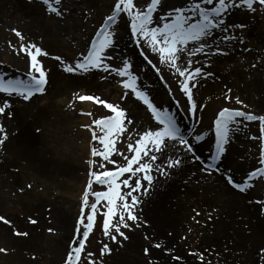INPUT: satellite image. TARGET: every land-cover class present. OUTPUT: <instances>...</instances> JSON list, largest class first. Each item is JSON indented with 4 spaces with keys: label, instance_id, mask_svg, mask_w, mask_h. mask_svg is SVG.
<instances>
[{
    "label": "rangeland",
    "instance_id": "1",
    "mask_svg": "<svg viewBox=\"0 0 264 264\" xmlns=\"http://www.w3.org/2000/svg\"><path fill=\"white\" fill-rule=\"evenodd\" d=\"M1 2L0 36L5 42L1 45L0 69H8L11 66L9 60L14 57L23 56L24 66L26 63L28 65L26 55L17 54V49L21 42L29 41L34 42L47 53L38 57L45 68L47 65L45 62L53 56L61 57L64 62L73 63L80 58L81 52L86 51L91 37L95 35V29L102 22V18L108 14L113 0H61L62 7L68 10V14L59 17L47 12L43 5L33 9V2L30 0H2ZM135 2L138 6H143L145 0H135ZM166 2L165 4L169 7H173L180 6L182 0ZM163 4L157 9V15L169 8ZM240 24L244 27H235ZM229 25L233 27L229 28ZM14 28L21 32L23 41L12 31ZM224 28L228 29L226 33L223 32ZM216 30L218 33L215 42L209 41V43L222 47L224 54H212L207 57L205 54H198L193 66H201L205 69L204 71L214 73L220 79L217 84L218 93L228 94L243 102L237 104L235 99H229L228 106L235 105L248 111L251 109L249 101L246 100V96L239 97L237 92L239 88H244V82L250 81L257 66L264 64V7L256 3L254 10L233 9L226 17L222 28ZM127 32L129 45L140 51L142 47L137 46L135 39L131 36L130 18L125 14L118 20L115 27L114 41L125 36ZM225 34L235 36L236 39L225 42L223 41ZM230 48H232L231 51ZM106 51L111 57L109 63L113 66L122 64L123 58L115 47V43ZM153 55L155 56L154 65L158 68L163 67L159 64L158 57ZM138 57L146 69L153 72L155 77L158 76L155 68L149 65L142 55L138 54ZM206 58L208 63H205ZM58 62L61 64V61ZM59 74L77 78L78 81L72 80L75 82L74 85L56 95L53 98L54 103L40 113L44 119L51 121L52 125L49 127L51 129L49 132L43 131V128L39 132L42 143L40 142V147L34 145V154L38 152V156L41 154L49 158L51 168L48 172L40 174L34 163L35 157L14 147V142L26 127L25 131L34 135L32 124L37 120L40 110L29 106L28 113L24 112L25 115H22L21 121L13 118L4 128L8 139L12 141L7 145L0 142V176L3 179L0 185V216L10 220L11 225L0 222V228L6 234L3 239L0 230V248L7 249V252H0V264H63V258L76 230V220L81 215V195L88 177L87 161L90 158V148L98 147L96 142L91 141L90 132L81 125L90 123L91 119L98 116L110 114L103 106L92 101L74 100V106H69L68 101L75 95L91 94L98 95L106 101L118 103L126 109L127 95L130 94V90H125L118 84L120 77L116 74L110 71L105 73L102 70L68 73L63 71L62 64ZM91 74L98 76H95L92 83H84L83 80H90L88 76ZM101 76H104V79H101ZM161 85V94H167L171 103L183 109L180 98L174 95L173 89L168 85ZM261 89L263 91L261 106L264 108V83ZM45 92L35 96L37 106L47 101ZM125 93L128 94L121 100V95ZM131 96L136 102L142 104L135 96ZM149 98L151 99L150 96ZM10 101L16 107L27 105L23 104L22 100L13 101L11 98ZM95 105L101 106L103 112L96 110ZM141 106L148 115H151L143 104ZM27 109L28 106H25L23 111ZM215 111L217 112V109ZM86 112H91L92 116L83 114ZM257 112H260V109ZM141 113L142 111H139L136 116H131L132 113L127 110V116L131 118L132 124L135 119L138 120L143 115ZM63 117L66 118V122L62 121ZM210 118L211 116L207 118V123ZM131 125H129V131L134 130V134L150 128L148 125L133 127ZM258 134V122H255V126L249 131V138ZM250 141L254 144L256 151L254 157L258 162L259 144L256 140L250 139ZM117 147L126 150L124 141L119 142ZM113 158L120 159L115 155ZM166 158L175 159L173 155ZM165 159L158 160L157 163L163 165ZM194 165L201 171H195ZM205 165L200 159L191 158V160H182L178 167L166 168L167 176H160L154 170L152 174L156 179L151 188L147 194H140L144 211L141 210V206H137V214L140 217L143 215V221L148 223L144 224L142 220H139L138 227L122 228L128 236L127 240H121L118 237V241H110L103 236V215L102 211L98 210L93 228L86 238L80 264H88L89 259L96 261V264H100V260L103 264H148L149 261L151 264H157L154 263L153 250L155 249H159L164 254V249L178 247L179 250L187 253L197 246L204 252H210L216 264H264V253L259 252L260 248H264V237L255 249V256L252 255L253 259H248L254 250H251L249 235L251 230L256 228L255 217L236 211V205L231 204L230 200L235 195L232 191L225 188L214 190L201 181V177L197 175L204 172ZM108 166L111 167V165ZM254 167H259L258 163H250L239 177H244L251 171L250 168ZM102 188L103 186L94 184L92 190H102ZM165 212L170 217L169 220L160 216ZM61 214L69 215V224L64 230L58 226ZM209 214L211 219L208 218ZM155 215L163 217L166 223L160 222ZM29 217L36 223H30ZM261 218L262 222L259 225L262 226L264 235V214ZM159 223L163 225L157 227ZM13 228L26 232L27 235H14ZM172 228L178 230L172 233ZM169 232H171L170 244L172 245L162 244L161 248L154 247L155 244H161L163 236H167ZM145 236L148 239H145ZM60 238H62L60 249H58L60 256L55 260H49V254ZM104 243L109 244L112 251L100 257L99 249ZM145 247L149 248L147 255L143 251ZM168 251L177 252V250L169 249ZM88 252L92 253L91 258L87 256Z\"/></svg>",
    "mask_w": 264,
    "mask_h": 264
},
{
    "label": "snow or ice",
    "instance_id": "2",
    "mask_svg": "<svg viewBox=\"0 0 264 264\" xmlns=\"http://www.w3.org/2000/svg\"><path fill=\"white\" fill-rule=\"evenodd\" d=\"M256 3L264 7V0H182L180 6L169 7L162 14L157 15V9L161 7L162 0H145L143 6H138L135 0H113L108 14L102 18V22L95 29V35L91 37L86 51L79 54L80 58L73 63H68L59 56L55 57L56 60L61 61L63 71L68 73L102 70L105 73L110 71L116 74L120 77L118 84L123 89L130 90V94L146 106L151 119L156 122L153 127L134 134V130L129 131L132 120L127 116V110L120 104L91 94L75 95L72 100L68 101L69 106H74V100L92 101L103 106L110 114L98 116L91 119L90 123L81 125L90 132L91 141L96 142L98 147L90 148V158L87 161L88 177L81 195V215L76 220V230L63 258V264H80L86 238L93 228L95 214L98 210H101L103 215V236L110 241H118V237L121 240L128 239L122 228L129 229L139 226L137 221L141 220V217L137 214V206L141 202L140 194H147L151 188L156 179L152 174L153 171L155 170L160 176H167L166 168H175L182 163L179 156L175 159L166 158L163 165L157 163L169 142L180 146L177 151L191 153L193 160H199V157L195 155L191 138H186L181 133L173 114L154 104L147 91L142 89L138 77L130 70V61L124 58L120 66H113L108 62L111 57L107 55L106 50L114 44L115 27L118 20L125 14L130 18L131 36L135 39L137 46H146L152 54L158 57L159 64L166 65L172 70L180 92L186 97L187 111L194 114L198 108L205 107L203 104L198 105L194 99L193 89L196 87L194 81L200 75H210L204 71L203 67L193 66L196 56L198 54H205L206 57L212 54H224L222 47L209 43L215 30L222 28L231 10L238 8L254 10ZM42 4L47 12L57 17L62 16L65 11L61 0H42ZM231 27L233 26L229 25V28ZM235 27L243 28L244 25L240 24ZM12 31L23 41L24 37L20 31L15 28ZM227 31V28L223 29V32ZM233 39L236 37L223 35L225 42ZM20 53L26 55L28 60L27 79L0 77V93H7L9 96L16 95L28 101L34 94L46 91L48 70L38 57L47 55V53L31 41L20 43L17 54ZM145 59L157 73L161 71L147 56ZM208 62L206 58L205 63ZM101 79H104V76H101ZM126 94L128 93L122 94L120 99L123 100ZM229 99H235L237 104L243 103L239 98L224 94V100ZM9 106L10 100L3 99L0 102V114L11 117L13 113L6 111ZM83 114L92 116L91 112ZM242 120L258 122L259 134L250 139L256 140L259 144L258 163L260 166L247 172L238 182L230 172L225 173L214 162L223 161L233 126L238 127ZM210 128L214 133V151L204 167L205 171L220 172L228 185L240 191L252 187L254 178L264 177V113L257 115L252 111L224 106L214 114ZM6 135L4 127L0 125V142L6 138ZM126 137L130 139L126 140ZM194 139L199 141L202 136L196 135ZM121 141L125 142L126 150L117 147ZM114 155L120 159L113 158ZM94 184L103 186L102 190H92ZM257 205L264 211V200L257 201ZM208 218L211 219V214ZM28 220L30 223H36L31 217ZM0 222L11 225V221L4 216H0ZM143 223L148 222L143 221ZM13 234L27 235L26 232H20L15 228H13ZM145 239L148 237L145 236ZM154 247L161 248V245L155 244ZM164 250L168 251V249ZM111 251L109 244L104 243L99 249L100 257ZM143 251L147 255L149 248L145 247ZM0 252H7V249L0 248ZM259 252L264 253V248H260ZM193 255H196L200 261L204 260L202 253H193ZM87 256L91 258L92 253L88 252ZM173 259L179 261L181 257L175 256ZM88 264H96V261L89 259ZM100 264H103L102 260ZM148 264H151V261Z\"/></svg>",
    "mask_w": 264,
    "mask_h": 264
},
{
    "label": "bare ground",
    "instance_id": "3",
    "mask_svg": "<svg viewBox=\"0 0 264 264\" xmlns=\"http://www.w3.org/2000/svg\"><path fill=\"white\" fill-rule=\"evenodd\" d=\"M0 0V4H2ZM33 2V9L38 8L39 6L42 7V3L40 1L42 0H30ZM163 5L166 7H169L166 1L171 0H162ZM178 5V4H177ZM44 7V6H43ZM2 10V7L0 5V12ZM68 14V10L65 9L63 16ZM124 22V20H123ZM126 25L125 23H123ZM127 31V29H125ZM129 32V31H128ZM126 33L125 36H122L119 40L114 41L115 47L119 50L120 56L124 59L127 58L130 61V64L132 66V69L130 70L138 77V82L142 89L146 90L148 95L151 97V100L154 104L161 107L162 109L169 110L175 119L178 122V126L181 129V133L186 138H191V143L194 146V152L195 155L199 157V159L204 163H208L209 157L214 151V133L210 128V125L212 123V120L214 119L215 110H219V108L227 106V107H235L234 106H228V101L224 100V94L225 93H218V82L220 79L214 74L211 73L208 76L200 75L197 77L196 81L194 83L196 84V87L193 89V96L197 104H203L205 107L198 108V110L193 114L192 112L187 111L188 105L186 102V97L183 96V94L180 92L178 85L176 83L175 74L172 72L171 69H169L166 65H163V67H160V72L158 73V76L149 69H146L141 63L139 55H142L144 58L145 56L148 57V59H151L153 64L155 62V56L146 48V46L141 45L142 49L140 48V51L135 49L134 47L130 46L128 43V35L129 33ZM218 31L215 30V33L213 37L209 40L211 42H215V37L217 36ZM128 34V35H127ZM4 40L0 36V52H1V45L4 44ZM130 42V41H129ZM227 45V44H226ZM233 45V44H231ZM140 47V46H139ZM234 47H236L234 45ZM232 48H230V51ZM143 53V54H142ZM26 58V56H25ZM11 63V66L8 69L1 68L0 69V77L4 79H27V75L25 76V73H27L28 65L26 63V66H24V57L19 56L17 58H12L9 60ZM45 61V58H44ZM46 68L48 70L47 72V78L48 83L46 85V98L47 101L41 103V105L37 106V103L35 102V96H40L43 93H37L34 94L31 98H29L28 101H24L21 97H18L16 95H11L7 93H0V102L3 101V99H11L13 101L22 100L23 104H27L25 106H28V109L23 111L24 105L22 106H14L13 102L10 101V107L6 109V111H11L13 115L11 117H8L6 114H0V125H2L4 128H6V125L8 124L9 120L13 118H18L19 121H21L22 115H25L24 112L29 111V106H34V108H38L40 110L37 120L33 121L32 129H34V135L29 134L23 129L22 133L18 137V139L14 142L15 148L21 152L26 151L27 155L31 156L33 155L35 157L34 163L36 164L37 171L40 174H43L45 172H48L51 168L49 158L41 156V154L38 156V152L34 154V149L36 147L41 146V139L38 135L41 129L43 128V131L51 130L49 127L52 125L51 121H49L47 118L44 119L43 116L40 115L41 111H45L47 107H49L52 103H54L53 98L64 92L68 87H71L74 85V81L77 80V78L74 77H68L67 75H64L65 77L61 76L59 72L61 71V64L58 62V60L55 59V56L52 57V59L48 58V60L45 62ZM205 70V69H204ZM51 72V74H50ZM24 73V74H22ZM24 75V76H23ZM95 76L91 74L88 76L90 80H83L84 83H92ZM162 77V78H161ZM156 78H158V81H156ZM168 85L173 89V93L175 96L180 98V103L182 104L183 109L177 108L174 103H171L170 98L167 96V94H161V88L162 85ZM82 83V82H81ZM157 83L159 85H157ZM244 88L238 89V96L241 98H244L246 96V100L250 103V110L254 114H262L264 112V108L262 105V97H263V91H262V85L264 83V64H261L257 66L256 71L253 73V75L250 78L249 82H244ZM83 84V83H82ZM85 85V84H83ZM48 94V95H47ZM127 101L126 102V109L132 113L131 116H136L137 112L142 111L141 117L139 119L134 120V125L131 126H146L153 127L156 122L151 119V115H148L145 110L142 108V104L135 101V98H133L130 94L127 95ZM12 103V104H11ZM37 106V107H36ZM144 108L146 109V106L143 104ZM96 110L99 112L102 111L101 106H94ZM12 108V109H11ZM260 109V112H257V110ZM244 110V109H243ZM245 111H247L245 109ZM27 115V114H26ZM40 116V117H39ZM65 116V115H64ZM210 118V121L207 123V118ZM68 118V117H67ZM62 121L66 122V118L63 117ZM140 123V124H139ZM255 126V122H249V121H243L241 124L237 126H233V132L230 133V142L227 145V151L223 156V161H215L214 163L225 173L230 172L231 175L236 179L238 182L241 181L242 177H239V174H241L242 171L246 168V166L250 165V163H258L254 157L256 151L254 150V144L250 141L249 138V131L253 129ZM196 135H201V140H196L194 137ZM12 140H9L7 135L6 138L1 142V144H10ZM41 142V143H40ZM35 145V146H34ZM179 145H176L174 142H169L168 146L164 149L162 156L158 160L165 159L169 155H173L174 158L179 156L181 160H191L192 154L187 153L186 151H177L179 148ZM185 165V163H184ZM259 165V163H258ZM191 164L189 165V167ZM260 166V165H259ZM195 171L200 172L201 170L194 165ZM62 168V167H61ZM252 170V168H250ZM197 176L201 177V181L205 182V184L216 190L220 189H226L229 191H232L235 195L233 198H231V204L236 205V211L240 214H246L249 216L252 215V217H255L256 220V228L254 230H251V233L249 235V244L251 246L250 253L251 255L248 256V259H253L254 254L256 253V250L263 240V232L261 230L262 226L259 225L260 222H262V215L264 214V211L261 210V207L257 205V201L264 200V177H256L252 181V187L240 191L237 189H234L231 185H228L224 179V177L220 174V172L213 171L211 173L204 170L202 174H198ZM3 179L0 176V185ZM233 195V194H232ZM143 201V200H142ZM141 206V210L144 211V207L142 206V202L138 205ZM169 213V212H168ZM143 216V215H142ZM141 216V220L143 221L144 216ZM160 216L165 217L164 219H170V217L167 215V212L161 214ZM163 217H159L155 215V218H158L160 222L166 223V221L163 220ZM154 218V219H155ZM153 219V218H152ZM58 226L62 227V229H66L69 224V215L67 214H61L59 216ZM160 224V225H159ZM158 226H162L163 224L159 223ZM258 227V229H257ZM157 229V228H156ZM1 230V228H0ZM177 228H172L171 232L177 231ZM2 231V238L4 239L6 237V234H4V230ZM171 232L167 236H163L162 244L165 246L172 245L171 242ZM62 238L57 240L56 245L52 249V251L49 254V260H55L58 256H60L58 249H60ZM166 240V241H164ZM68 243V242H67ZM174 247V246H173ZM169 250L177 252H169L165 251V253H161L159 249L153 250L154 252V263L157 264H216L215 258H211V253L206 251L204 252L201 248L197 246L192 251H189L187 253L182 252L178 249H172L167 248ZM172 253V254H170ZM193 253H202L204 255V260L200 261L196 258V255H193ZM253 255V256H252ZM179 256L181 257V260L177 261L174 260L173 257ZM258 256V254H256ZM215 260V261H214Z\"/></svg>",
    "mask_w": 264,
    "mask_h": 264
}]
</instances>
